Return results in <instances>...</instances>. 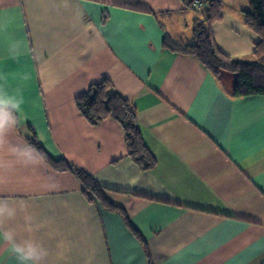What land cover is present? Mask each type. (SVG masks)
<instances>
[{
	"label": "crops",
	"instance_id": "crops-1",
	"mask_svg": "<svg viewBox=\"0 0 264 264\" xmlns=\"http://www.w3.org/2000/svg\"><path fill=\"white\" fill-rule=\"evenodd\" d=\"M221 1L218 46L252 58L247 0ZM196 13L184 0H0V87L23 99L0 132V203L17 210L0 227L42 244L43 264H264V94L234 95L235 72L163 45L191 41ZM104 78L135 104L152 169L117 118L78 107ZM34 133L111 204L54 168ZM25 215L41 227L25 231ZM0 264H19L3 241Z\"/></svg>",
	"mask_w": 264,
	"mask_h": 264
},
{
	"label": "trees",
	"instance_id": "trees-1",
	"mask_svg": "<svg viewBox=\"0 0 264 264\" xmlns=\"http://www.w3.org/2000/svg\"><path fill=\"white\" fill-rule=\"evenodd\" d=\"M184 2L197 11L192 22V40L174 38L167 33L163 45L172 51L196 56L217 76L223 70L235 72L237 79L233 87L234 95L264 94V0H247L250 10L247 11L246 23L260 37L256 42L252 58L228 55L218 46L212 26L222 17L221 0H184ZM76 100L78 107L91 123H99L110 115L117 118L124 128L132 159L143 169L155 167L157 160L145 144L137 121L135 104L110 79L104 78L100 82L90 84ZM29 141L48 158L54 168L74 172L81 179L86 190L109 202L104 193L106 187L93 174L64 156L56 158L50 155L35 133L29 137Z\"/></svg>",
	"mask_w": 264,
	"mask_h": 264
},
{
	"label": "clouds",
	"instance_id": "clouds-1",
	"mask_svg": "<svg viewBox=\"0 0 264 264\" xmlns=\"http://www.w3.org/2000/svg\"><path fill=\"white\" fill-rule=\"evenodd\" d=\"M22 104V98L9 95L4 88L0 87V132L16 123L14 113L20 111ZM16 214L15 208L6 203H0V225L3 223V218H14ZM40 227L41 225L33 223L31 215L24 216L25 231L32 233ZM0 241L9 245L10 252L19 264H43L48 256V250L42 244L33 239L17 241L15 232L10 229L4 230L0 227Z\"/></svg>",
	"mask_w": 264,
	"mask_h": 264
}]
</instances>
